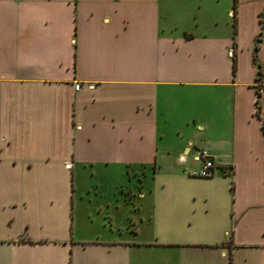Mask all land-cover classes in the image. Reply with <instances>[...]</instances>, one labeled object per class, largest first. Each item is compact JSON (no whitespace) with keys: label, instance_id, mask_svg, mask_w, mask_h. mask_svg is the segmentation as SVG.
<instances>
[{"label":"crops","instance_id":"crops-1","mask_svg":"<svg viewBox=\"0 0 264 264\" xmlns=\"http://www.w3.org/2000/svg\"><path fill=\"white\" fill-rule=\"evenodd\" d=\"M0 264H264V0H0Z\"/></svg>","mask_w":264,"mask_h":264},{"label":"built area","instance_id":"built-area-1","mask_svg":"<svg viewBox=\"0 0 264 264\" xmlns=\"http://www.w3.org/2000/svg\"><path fill=\"white\" fill-rule=\"evenodd\" d=\"M79 87V83L74 84L75 91H78ZM198 159L200 160V166L194 174L201 178L213 177L216 174V171L219 169V165L214 161V159L205 150L199 151ZM226 168L224 170L232 171V169Z\"/></svg>","mask_w":264,"mask_h":264},{"label":"trees","instance_id":"trees-1","mask_svg":"<svg viewBox=\"0 0 264 264\" xmlns=\"http://www.w3.org/2000/svg\"><path fill=\"white\" fill-rule=\"evenodd\" d=\"M259 40V39H258Z\"/></svg>","mask_w":264,"mask_h":264}]
</instances>
